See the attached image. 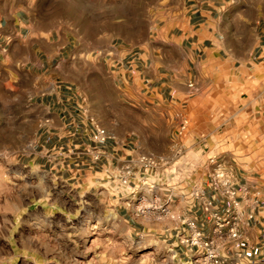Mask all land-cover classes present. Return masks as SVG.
<instances>
[{"label": "rangeland", "instance_id": "obj_1", "mask_svg": "<svg viewBox=\"0 0 264 264\" xmlns=\"http://www.w3.org/2000/svg\"><path fill=\"white\" fill-rule=\"evenodd\" d=\"M1 1L7 6L14 3L22 13L24 36L31 32L48 37L50 44L44 49L59 51L52 65L57 73L51 71L55 80L58 84L77 85L97 125L107 134L113 131L117 140L127 141L128 162L141 155L167 162L164 171L145 175L147 189L154 185L158 188L156 198L149 197L150 204L161 205L170 192L188 190L175 179L199 181L202 155L206 158L218 154L246 169L255 166L264 172V123H253L250 129L248 119L238 121L228 103L233 99L231 90L224 92V105L217 106L206 98L184 114L179 111L188 119L181 136L176 134L178 122L158 117L162 111L156 103L146 102L140 108L120 99L118 85L123 87V83L116 58L132 50L148 57L158 46L168 43L170 34L178 35L182 26L178 17L185 0ZM192 2L213 10L214 27L226 33L231 48L238 44L237 39L246 48L254 40V27L264 29V0H188L187 4ZM10 44L5 46L7 52ZM6 53L0 55L2 68ZM62 59L66 64L56 68ZM204 70L203 66L199 68V83L218 80L219 73L209 78ZM17 84L24 88L28 81ZM216 111L222 113L224 121H202L203 115ZM9 123L0 132V264H198L194 257L187 256L184 245L181 250L174 248L172 235L163 232L174 220L169 212L156 209L145 217L120 216L119 209L131 210L137 202L116 194L121 187L114 178H110V185L107 178H98L100 174L89 173L78 179L69 170H43L39 159L32 163L34 155L40 156L41 152L33 146L34 127L27 125L24 132L22 121L14 122V130ZM200 133L208 136L207 154L199 151L196 136ZM178 144L183 149L175 158L170 149ZM145 147L150 152L137 153ZM176 160L182 166L186 164V169L172 168ZM134 172L136 180L130 190L136 192L142 171L136 166ZM238 231L240 240L239 224ZM234 242L228 238L218 240L220 264H264L260 243L241 247L249 250L250 256H244L238 251L239 242Z\"/></svg>", "mask_w": 264, "mask_h": 264}, {"label": "crops", "instance_id": "obj_2", "mask_svg": "<svg viewBox=\"0 0 264 264\" xmlns=\"http://www.w3.org/2000/svg\"><path fill=\"white\" fill-rule=\"evenodd\" d=\"M187 1H184L185 6L178 17L182 22L178 35L170 34L168 43L158 46L148 57L132 50L116 58L115 63L120 64L117 71L120 73L119 80L123 83V87L118 85L120 99L124 104L130 101L140 108L146 102L152 105L156 103V108L162 111L158 116L161 120L179 124L185 120L188 127L187 116L183 114L190 106L206 98L217 106L224 105L221 104L225 103L224 92L231 90L233 99L228 103L232 106L235 118L240 122L248 119L250 129L253 123H264V29L257 30L254 27V40L246 48L243 49L240 39L231 48L226 33L214 27L213 10L206 8L203 3L187 4ZM24 28L26 22L15 4L9 3L7 6L0 0V55L7 52L5 46L11 43L8 52L3 55L5 65L3 68L0 65V132L4 130L6 122H10L12 125L9 128L14 130L15 123L22 121L24 132L27 125H32L33 146L39 147L41 151L40 156L32 153L36 159L32 163L39 159L43 170L50 173L53 170H69L78 179L89 173L100 174L98 178H107L108 184L112 185L110 178L115 168L128 162L129 144L126 140H117L113 131L108 132L109 138L103 144L92 141L97 119L87 112L88 106L78 86L58 84L56 75L51 72L57 73L52 67L59 51L46 50L50 44L48 37L34 36L31 32L24 36ZM237 46L240 48L237 49ZM59 61L56 68L66 64L65 59ZM202 66L209 78L214 72L219 73L218 80L213 83L209 79L208 82L199 83L196 76ZM21 80L28 81L24 88L18 87L17 83ZM163 107H167L168 111ZM213 119L224 121L222 113L218 111L202 116V121ZM196 138H199L201 146L199 151L207 154L208 136L200 133ZM178 145H173L171 152L177 148L183 149L181 144ZM145 148L143 151L138 149L137 153L150 152L149 148ZM201 157L200 180L175 179L184 183L188 190L183 193L179 191L178 194L170 192L168 212L174 220L163 228V232L172 235L174 248L181 250L183 245L179 239L188 234L183 220H193L205 236H210L213 230L212 214L223 215L225 208L230 205L226 197L208 188L209 175L216 166L229 176L236 189L239 203L234 214L241 234L238 251L250 256L249 250L241 248L248 243H260L264 248V172L255 166L246 169L237 161L226 160L225 156L218 154ZM212 157H215L217 165L209 162ZM179 161L176 160L172 168L177 171L186 169V164L182 166ZM175 180L173 183H177ZM193 186L200 187L205 192V198L212 201L209 209H203L192 199ZM157 190L156 185L149 189L143 186L139 193L149 199L151 195L157 196ZM117 212L128 219L134 217L129 208L122 207ZM142 226L145 231L146 226ZM185 248L186 253H189L187 256L194 255V248Z\"/></svg>", "mask_w": 264, "mask_h": 264}, {"label": "built area", "instance_id": "obj_3", "mask_svg": "<svg viewBox=\"0 0 264 264\" xmlns=\"http://www.w3.org/2000/svg\"><path fill=\"white\" fill-rule=\"evenodd\" d=\"M187 129V121L183 120L180 122L176 129V134L181 136ZM106 131L97 124H94V130L91 135L93 142L103 144L108 139ZM182 153L180 148L175 149L174 157ZM211 164H216L215 157L209 158ZM175 163V161L173 162ZM167 165L163 159H156L155 157L141 155L135 161L125 162L118 167L117 171L114 172L111 178H114L117 185L121 187L118 190V194L121 197L129 198L133 202H137L136 206L131 209V213L135 216L145 217L150 213L154 214V210L158 209L160 212H168L169 202L171 199V193H169L163 203L152 205L148 201L146 195L139 193V189L146 186L145 175L150 172L164 171ZM138 168L141 172V177L137 180V191L132 189L134 187V181L136 175L134 167ZM208 188L215 194L222 197H226L230 201V205L225 208L223 215L213 213L211 218L213 222V230L210 236H205L202 233L200 227L190 219L183 220L186 224L188 234L179 239V243L194 248L195 262L198 264H220V258L218 255V240L229 239L238 243L239 231H238V219L234 214V209L238 206V200L236 198V189L231 183L229 176L225 175L223 170L216 166L215 170L211 171L208 178ZM123 195V196H122ZM192 199L198 202L199 205L207 210L212 206V201L205 198V192L197 186H194L191 192ZM156 198V197H155ZM251 215L249 216V218Z\"/></svg>", "mask_w": 264, "mask_h": 264}]
</instances>
